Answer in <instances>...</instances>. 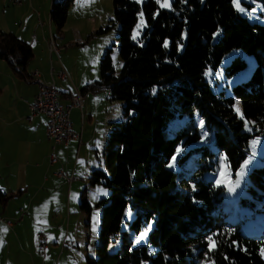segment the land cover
<instances>
[{
  "label": "trees",
  "instance_id": "1",
  "mask_svg": "<svg viewBox=\"0 0 264 264\" xmlns=\"http://www.w3.org/2000/svg\"><path fill=\"white\" fill-rule=\"evenodd\" d=\"M236 0H172L170 9L158 0H113L122 67L113 63L112 48L102 58L101 77L82 92L106 89L119 101L124 118L114 121L105 147V167L93 169L91 186L110 190L104 206L97 256L87 264H264V230L245 233L241 222L229 220L220 207L223 187L206 178L225 156L237 172L250 155V142L264 136V24L242 16ZM264 7V0H258ZM72 0H53L50 14L62 32ZM144 19L137 41L133 32ZM109 27H107L108 29ZM238 50L253 56L255 68L232 88L233 95L216 92L206 75L223 67L225 56ZM32 48L12 33H0V58L15 72L25 71ZM247 66L235 56L225 66L233 75ZM242 101L243 116L234 110ZM208 133L203 134L196 116ZM180 117L174 129L171 122ZM188 173L168 167L177 151ZM248 174L249 198L241 202L264 210V157ZM84 189L80 209L91 214ZM13 193L0 189L5 204ZM135 212L132 221L125 214ZM137 235L150 228L147 241L134 245L125 226ZM119 239L116 251L110 245Z\"/></svg>",
  "mask_w": 264,
  "mask_h": 264
},
{
  "label": "rangeland",
  "instance_id": "2",
  "mask_svg": "<svg viewBox=\"0 0 264 264\" xmlns=\"http://www.w3.org/2000/svg\"><path fill=\"white\" fill-rule=\"evenodd\" d=\"M139 1L142 2L143 0ZM52 2L53 0H49V4H47V1H44V8L37 9L42 15L41 17L37 16V19L42 26L41 30L49 29L50 24L52 34L55 35L56 26L50 19ZM158 2L162 8L170 9L172 7V0H158ZM235 6L238 12L242 16L247 17L250 22L264 24V7L258 0H236ZM9 7L15 10L16 6L10 4ZM14 20L18 23L25 22L24 19L21 20L19 18ZM107 27L109 28L107 29ZM143 27L144 19L140 15L139 22L133 32L135 41L139 39ZM118 28L119 26L115 22L113 0H72L67 22L63 28L64 33L65 30L68 32L65 36L58 38V44L63 51L58 61L61 66H64L68 74V79L65 80H70L66 81V84L75 82L74 71L77 70L78 72V68L82 69L86 63L87 65L89 64L88 76L91 77L92 75L91 78L95 79L90 82L99 80L101 77L102 58L108 48H112L114 66L117 70L121 69L122 60L119 55L117 41ZM75 31L78 32L79 36L78 34L76 35ZM40 50L43 52L41 47ZM237 55L245 58L247 66L233 75H226L225 66ZM255 64L253 56L234 50L225 56L223 67L217 71L209 70L206 77L214 91H223L226 95L232 96L233 86L246 80L254 70ZM66 84L64 86H67ZM102 93L103 98H105L106 93ZM119 104V101H113V113L116 115L115 121H120L124 118L123 110ZM233 107L237 115L242 117L243 106L239 98H235ZM196 120L200 125L201 133L204 135L201 143L209 142L208 133L204 129L198 115ZM180 122V117H175L171 122L172 129ZM53 146L52 143L51 151L48 155L50 163L51 154L53 152L57 154V147L53 148ZM180 150L181 148H179L168 167L178 174L188 173L191 169V163L186 162L183 164L178 161L177 156ZM250 150V155L236 173L228 167L225 156H221L216 170L207 171L204 176L213 179L216 186L224 188L220 207L227 213L229 220L240 221L243 232L253 234L264 230V210L257 211L252 205L241 201L244 198H249L247 191L249 172L253 167L263 164L264 136L254 137L250 142ZM107 156L108 152L106 156L104 154L99 156L103 167H105L104 161ZM19 167L17 166V168ZM21 171H25L30 176L28 180L22 179L19 181L20 183L26 182L29 185L28 192L19 195L18 189H16L14 192L15 196L9 199L6 206L0 202L4 206L0 205V264H43L44 261L47 264H87L88 257H96L104 210L100 200L108 197L110 190L103 185L91 186L85 177L82 180L79 198L81 199L84 189L87 188L85 196L92 206L91 214L87 215L80 212V201L74 196L70 213L67 196L61 197L53 189L49 190V186L42 185L41 170L39 171L40 175L37 173L35 176L34 171L28 167L21 169ZM57 171L54 172L55 175ZM1 184H6V179H3ZM10 184L17 186V181H11ZM97 189L104 191L103 195L98 193V199L95 196L97 195ZM78 191L73 194H77ZM29 205L31 206L30 210L28 209ZM125 217L132 221L135 217V212L128 208ZM69 221L72 227L70 229L71 233H69V225H67ZM8 223H11L12 227L8 226ZM73 226H76V228ZM125 228L128 230L127 235L129 234L130 238L133 239L134 245L146 243L150 228L144 227L137 235L127 225ZM42 234L48 236V248L45 253H42L39 248L40 242L43 240L39 239V236ZM55 241L57 242L54 243ZM120 242L117 239L110 245L109 249L116 251L120 246ZM261 254L264 259V250H261ZM142 264H149V262L145 261Z\"/></svg>",
  "mask_w": 264,
  "mask_h": 264
},
{
  "label": "crops",
  "instance_id": "3",
  "mask_svg": "<svg viewBox=\"0 0 264 264\" xmlns=\"http://www.w3.org/2000/svg\"><path fill=\"white\" fill-rule=\"evenodd\" d=\"M15 1L0 0V33H12L27 43L32 48L34 57L28 63L25 71L19 69L20 74L15 72L8 60L0 58V189L5 194H14L16 189H18L19 195L28 192L29 185L19 181L28 180L30 176L21 169L30 168L34 171V176L41 170L42 185L49 186V190L53 189L61 197L67 196L68 209L71 213L73 196L81 202L79 193L82 180L85 177L88 180L93 169L102 167L99 156L101 154L105 156L108 134L115 121L114 100L110 98V93L106 89L97 92H84L86 100L80 108L81 110L79 108L71 110L73 131L80 135L81 142L72 139L66 145H57L56 152L59 161L51 164L48 155L52 143L47 137L46 116L38 115L31 121L27 119L30 114V105L41 89L33 73L37 72L38 78L46 83L54 80L55 86L61 93L63 105H69V96L77 89L82 91L83 87L94 78H91L92 75L88 76L89 64L87 65V63L82 69L78 68V72L74 71L75 82L71 84L65 83L70 80L62 79L59 73L57 75V72L64 68L58 61L63 53L58 44V38L65 36L68 31L65 30L64 33L63 30L59 33L56 30L53 35L50 24L49 29H40L42 26L38 23L37 16L41 17L42 15L37 9H43L44 1L49 4V0H21L20 4H15ZM10 4L16 6L15 10L9 7ZM17 7L19 8L17 9ZM16 18L24 19L25 22L18 23L14 20ZM77 34L78 32H76ZM51 37L54 38L56 46L60 48L59 56L49 50ZM51 69H53L52 72ZM102 92L106 93L105 98H103ZM17 166L20 167L17 168ZM57 170H63L65 174L72 175L75 179L69 181L64 176L55 175L54 172ZM3 179H6V184H1ZM11 181H17V186L10 184ZM76 191L78 193L73 194ZM96 192V199H98V193H100L99 195L104 193L100 189H97ZM9 199L4 206L8 204ZM28 209H31L30 205ZM80 212L83 214L81 210ZM63 216L66 217L65 214ZM67 225H69V233H71V222L69 221ZM73 227L76 228V226ZM77 227L79 226L77 225ZM39 239H41V235ZM43 264H47V262L44 261Z\"/></svg>",
  "mask_w": 264,
  "mask_h": 264
},
{
  "label": "built area",
  "instance_id": "4",
  "mask_svg": "<svg viewBox=\"0 0 264 264\" xmlns=\"http://www.w3.org/2000/svg\"><path fill=\"white\" fill-rule=\"evenodd\" d=\"M15 4H20L21 0H16ZM79 36V35H78ZM49 50L51 53L59 54V47L56 46L54 38L49 40ZM53 69H51V72ZM35 80L40 84V92L35 96L33 102L30 105V115L28 120L31 121L35 116L45 115L47 118V137L53 143V148L60 144H68L70 140L77 139L81 142L80 135L73 131V123L71 121V110L73 108H79L80 105L85 104V94L76 90L69 96V105H63L61 102V93L55 86L54 81L46 83L39 79L37 72L33 73ZM59 76L62 79H68V74L63 68L59 71ZM51 163H56L58 160L57 154L54 152L50 156ZM59 177H66L69 181L75 179L72 175H67L63 170H58L56 173ZM8 226H12L8 223ZM39 248L42 253L47 250V236L41 235Z\"/></svg>",
  "mask_w": 264,
  "mask_h": 264
},
{
  "label": "bare ground",
  "instance_id": "5",
  "mask_svg": "<svg viewBox=\"0 0 264 264\" xmlns=\"http://www.w3.org/2000/svg\"><path fill=\"white\" fill-rule=\"evenodd\" d=\"M82 107V105H80V107L79 108H81Z\"/></svg>",
  "mask_w": 264,
  "mask_h": 264
}]
</instances>
